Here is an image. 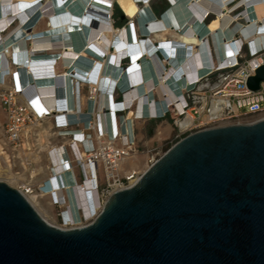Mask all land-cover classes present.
I'll return each instance as SVG.
<instances>
[{"label": "bare ground", "instance_id": "bare-ground-1", "mask_svg": "<svg viewBox=\"0 0 264 264\" xmlns=\"http://www.w3.org/2000/svg\"><path fill=\"white\" fill-rule=\"evenodd\" d=\"M167 1L171 4L170 10L156 20L148 6L150 0H0V87L12 75L16 88L24 92L27 102H30L39 115L49 112L57 101L67 102L71 112L59 115L68 124L88 119L79 118L72 111L74 107L69 95L71 78L77 85L79 82L89 83L92 89H99L102 94L100 106L106 111H103L101 126L106 128L108 125L114 132L112 114L129 108L127 118L121 119V123L125 130L131 132L134 118L158 117L167 104L174 100L175 97L164 87L167 81H177L180 88L187 84L192 85L197 78L209 72L210 58L217 64L219 54L224 51L221 41H217L216 32L223 37L227 35L224 28L228 20L220 12L226 11L232 0ZM113 2L118 5L129 23L134 24L138 20L141 34L149 38L147 41L137 40L131 24L121 32L110 28L106 14ZM191 4L199 14L195 13ZM242 4L248 8L243 16L251 19H255L256 14L260 18V14L264 12V0H244ZM207 9L217 13L221 23L213 20L206 27L200 24V14ZM254 19L241 34L245 40L255 39L257 47H264V27L260 26L259 29ZM93 20H98V23H94V28L89 26L96 22ZM43 22L48 28H44ZM155 44L159 47L156 48ZM156 50L169 63V72L164 69L160 58L154 55ZM13 61L16 62L15 71L9 68ZM162 73L164 76H161ZM71 84L74 86V81ZM153 85L158 86L156 90L161 101L156 105L155 101L148 104L146 99L151 95ZM115 86L124 93V103L118 106L113 105L110 96ZM59 87L63 89H58ZM143 96L146 98L143 99ZM145 103L148 107H143ZM94 104V100L88 102L85 98H80L76 108L80 110L81 107H86L91 111ZM105 112L108 115L105 116ZM188 123L186 120L179 126L183 128ZM41 130L43 136L39 140L40 148L45 149L46 159L53 166L54 176L59 179L58 183L53 179L49 186L55 191V199L61 198L62 192L58 190L61 188L67 198L69 212L63 218L66 227H57L51 223L47 212L39 203V198L24 193L22 188L26 180L22 181L23 176L16 177L9 168L5 171L0 168V177L3 172L7 178L5 184L21 192L32 209L47 224L62 230L76 229L74 226L78 221L77 210L82 211L85 219L90 218L98 206L97 196L91 191L90 181L77 189L71 169L64 164L63 148H49L45 145L44 138L49 132L47 129ZM73 134L77 135L71 131V135ZM161 137L163 132L158 131L156 139ZM64 140L63 145H67L69 140ZM81 157L84 155L81 154ZM33 161L37 164V155L33 157ZM124 162H129L128 170L122 168ZM151 166L141 171L139 176L145 174ZM119 170L125 177L135 173V170H139L137 157L130 156L122 160ZM30 175L36 176L37 172H30ZM136 181L137 179L129 182L127 188L132 187Z\"/></svg>", "mask_w": 264, "mask_h": 264}, {"label": "water", "instance_id": "water-1", "mask_svg": "<svg viewBox=\"0 0 264 264\" xmlns=\"http://www.w3.org/2000/svg\"><path fill=\"white\" fill-rule=\"evenodd\" d=\"M0 264H264V120L182 139L84 228L0 182Z\"/></svg>", "mask_w": 264, "mask_h": 264}, {"label": "built area", "instance_id": "built-area-1", "mask_svg": "<svg viewBox=\"0 0 264 264\" xmlns=\"http://www.w3.org/2000/svg\"><path fill=\"white\" fill-rule=\"evenodd\" d=\"M164 1L167 4V8L165 12L160 15L159 19L171 8V4L167 0ZM242 1L244 0H232L227 5L226 11L220 12V14H223L224 18L228 20V24L226 28H224L225 32H227L225 37L219 32H216V34L218 33L217 41H221V46L224 49V51L221 52L222 54L218 56V63L214 64L210 58L211 65L209 72L203 77L197 78L192 85L187 84L180 88L177 85V81H171L170 83L167 81L164 87L170 91L173 98L175 97L174 100L167 104L166 109L160 116H141L139 119L134 118L132 123L141 121L163 122L167 118H173L176 138L182 136L186 138L190 135L207 130L231 125H248L264 120V83L259 84V88L255 92H251L247 88L248 80L255 76L256 71L264 67V47H257L255 39L245 40L241 34V31L250 25L251 21L254 19L243 16L248 8L245 4H242ZM258 6H261V4ZM109 7L110 10L106 14V17L112 29L113 7H116L122 16L123 14L115 2L110 4ZM191 7H193V4H191ZM194 11L199 14L195 8ZM200 15V24L204 27L213 20H219L218 14L210 9H207ZM257 16L258 14L255 15L254 21H256L260 29V26L264 27V12L260 14V18ZM125 20L128 21L127 19ZM93 21L98 23V20ZM135 22L139 29L138 20L136 19L134 23ZM219 22L221 23V19ZM130 24L134 26L132 22H128L125 23L124 27L130 26ZM89 26L94 28L96 25L90 23ZM139 36V42L149 39L146 36H141V34H139ZM155 45L157 46L156 48L159 47L158 44ZM108 52L109 49L107 50V53ZM154 55L160 58L163 62L164 69L169 72L170 66L169 63H166V58H164L158 50L154 52ZM15 67V61L10 63L9 68ZM161 76H164V74L162 73ZM72 81H74V86L71 84ZM71 83L69 85V95L72 101V107H74L72 111L77 114L79 118L88 117L86 121L65 124L59 114L71 112V109H69V104L64 101H57L49 112L39 115L32 108L30 102H27L24 92H20L15 84L11 92L2 93L0 95V102L5 106L4 111L7 121L3 139L0 141V166L2 164L5 169L9 168L11 173L15 164H21V162L23 163V167L20 166L23 170L30 168L31 165L26 158L23 160L20 159L21 152H27V150L22 147L23 140H25L23 138L25 135L43 127L45 123H50L52 125V130L50 132L52 138L60 143H64V139L69 140L67 145L59 144V147L56 148H63L64 153L62 155L66 168L71 169V171H73L72 168H74L78 171L79 183L76 182L73 176L75 184H77V189L90 181L91 191L97 196L98 206L95 209V213L93 212L94 214H92L90 218L85 219L82 211L77 210L76 219L78 221L74 227L79 229L89 226L96 219L103 204L109 197L116 193L127 191L131 188H127V184L136 179L138 181L141 176L132 173L129 177H125L124 173L119 170V163L129 158L134 153L136 146V139L132 126L131 132H129L127 129L125 130L124 124L121 123V119L127 118L126 115L129 113V108H124L123 112H115L112 114L114 132L108 125H106V128H103L101 126V117L103 111H106V109L100 106L101 91L94 87L92 89L90 84L86 82H79L80 84L77 85L72 78ZM1 84L4 85V83ZM80 88L88 89V95L85 98L88 102L89 100H94L96 102L91 111H88L86 107H81L80 110L76 108L79 106L80 98L84 99ZM153 88L154 89L151 87V95L149 98L143 96V99L146 98L148 104L150 101H155L156 105L161 103V101L156 90L158 86L153 85ZM58 89L63 88L59 87ZM110 96L114 106L124 103V93L116 86L113 88ZM167 97L169 98L170 96ZM148 104H143V107H148ZM106 115H108V112H105V116ZM186 120L189 122L188 125L181 128L179 125ZM71 131H74L77 135H71ZM87 146L89 147L88 149ZM81 154L84 155L83 158ZM153 163L154 161L150 162L151 165ZM72 165L74 167H72ZM47 170L50 179L44 182L41 187H35L33 185V180L36 177L30 175V172L33 171L26 172L27 178L26 182H23L24 187L22 190L25 194L35 195L39 200L48 198L51 203L50 206L56 210V216L61 222L60 227H66L64 226L63 218L69 212V209L68 206L66 209H62L64 204L63 196L55 199V191L53 192L49 185L53 179L56 180V183H58L59 179L54 176L52 165L49 164ZM13 175L16 177L22 176L21 173ZM135 184H133V186ZM58 190L62 192L61 195H65V191H63L62 188ZM87 192L89 191L87 190ZM19 193L22 195L21 192ZM63 230L70 229L64 228Z\"/></svg>", "mask_w": 264, "mask_h": 264}, {"label": "rangeland", "instance_id": "rangeland-1", "mask_svg": "<svg viewBox=\"0 0 264 264\" xmlns=\"http://www.w3.org/2000/svg\"><path fill=\"white\" fill-rule=\"evenodd\" d=\"M148 6H149L151 12L153 13V15L155 16L156 20H159L160 15L163 14L166 10V9L161 8V0H151L149 2ZM119 14L121 15L120 12H119ZM121 17H122V15H121ZM124 21L126 23H128V21H126L125 19H124ZM43 23H44V28H48V25L45 22H43ZM133 27L135 30L137 40L139 41V37H140L139 34H141L140 28L139 29L137 28L136 22L134 23ZM141 36H142V34H141ZM47 54H49V53H47ZM11 69L13 71H15V68H11ZM14 84H15V78L12 75H10L6 79L5 85L3 87H0V95L2 93L11 92L14 89ZM80 91H81L82 96L84 98H86L88 95V89L87 88H80ZM4 110H5V106L0 102V141H2V139H3L5 125L7 122L6 121V113ZM153 122H155V121H153ZM132 128H133L135 139H136V146H135L134 153L131 155V157L132 156L137 157V164L139 166V170H135L134 172L138 175H141L140 172L143 171L146 167L151 166L150 162H153V161L155 162L158 159H160L168 150H170L174 145H176L178 142H180L185 137V136H182L180 138H176V130H175L173 118H167L163 122H155V123H151V124L149 123V121L135 122V123H133ZM165 130L169 132L168 136H165L164 138L161 137L158 140L156 139V141L153 140V138L154 139L156 138L155 136H157L158 131L164 132ZM41 152H40V150H38L34 153L33 152H26V151L21 152L20 159L23 160L24 158H26L28 160V163L31 166H30V168H26L25 170H23V168H22L23 163L22 162H21V164H15L14 169L12 170V174H17V173L18 174H20V173L26 174V172H28V171H36L38 175H39V173L40 174L45 173L47 171V169L49 168V162L47 159H44V157L41 156V155H43V153H41ZM29 155L31 156V158L29 157ZM33 155L38 156L37 164H35L33 161V157H34ZM72 167H74V166L72 165ZM0 168L2 169V171L6 170L2 164H1ZM122 168L124 170H128L129 169V162H124L122 164ZM72 169H73V171H72L73 176H74L76 182L79 183V178H78L79 173L74 168H72ZM46 174H48V173H46ZM6 180H7V178H6L5 174L2 172L1 177H0V182L5 184ZM62 196L64 198V204H63L62 209H66L67 203H68L67 198H66V195H62ZM39 203H40L41 207L47 212L51 223H53L57 227H60L61 222L56 216V210H54L50 206V200L48 198H43V199L39 200Z\"/></svg>", "mask_w": 264, "mask_h": 264}, {"label": "crops", "instance_id": "crops-1", "mask_svg": "<svg viewBox=\"0 0 264 264\" xmlns=\"http://www.w3.org/2000/svg\"><path fill=\"white\" fill-rule=\"evenodd\" d=\"M149 123L151 124V123H155V122L149 121ZM48 124H49V126H48ZM41 129H47L48 132H49V135H47L44 138V140H45L44 144L45 145L47 144L49 148L50 147H57V146H59V144H63V143H60L59 141H57L56 139L52 138V136L50 134V132L52 130V125L50 123H45L43 125V127L39 128L35 132L29 133L28 135L24 136L23 139H25V140H23V146L22 147L24 148V146H25V150H27V152H33L34 153V152H36L38 150H40V152L42 151L41 153H43V155H41V156L44 157V159H46L47 153L44 152L45 149L41 150V148H40L41 147V145H40L41 143H40L39 140H40V137L43 136V135H41L42 134L41 133V131H42ZM168 135H169V132L165 130L163 132V138L165 136H168ZM153 140L156 141V138L155 139L153 138ZM44 144H42V145H44ZM29 157H30V155H29ZM46 173H48V170L45 173H41V174L39 173V175L37 174V176L33 180V185L35 187H41L44 184V182H46V181H48L50 179L49 173L48 174H46ZM21 175L23 176L24 180H26L27 174L22 173ZM24 180H22V181H24Z\"/></svg>", "mask_w": 264, "mask_h": 264}, {"label": "trees", "instance_id": "trees-1", "mask_svg": "<svg viewBox=\"0 0 264 264\" xmlns=\"http://www.w3.org/2000/svg\"><path fill=\"white\" fill-rule=\"evenodd\" d=\"M161 8L162 9L167 8V4L164 0H161ZM112 20H113V24H112L113 30H121L125 26L126 22L122 20L121 15L119 14V11L116 7H113L112 10Z\"/></svg>", "mask_w": 264, "mask_h": 264}]
</instances>
